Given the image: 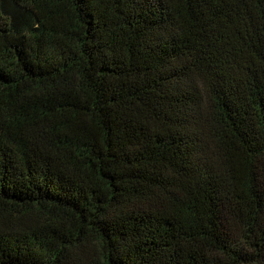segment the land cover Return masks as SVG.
<instances>
[{
    "label": "trees",
    "instance_id": "trees-1",
    "mask_svg": "<svg viewBox=\"0 0 264 264\" xmlns=\"http://www.w3.org/2000/svg\"><path fill=\"white\" fill-rule=\"evenodd\" d=\"M0 264H264V0H0Z\"/></svg>",
    "mask_w": 264,
    "mask_h": 264
}]
</instances>
